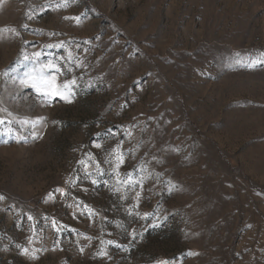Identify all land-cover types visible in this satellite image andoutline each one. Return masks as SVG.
<instances>
[{"label":"rangeland","instance_id":"rangeland-1","mask_svg":"<svg viewBox=\"0 0 264 264\" xmlns=\"http://www.w3.org/2000/svg\"><path fill=\"white\" fill-rule=\"evenodd\" d=\"M262 54L264 0H0V264H264Z\"/></svg>","mask_w":264,"mask_h":264},{"label":"snow or ice","instance_id":"snow-or-ice-1","mask_svg":"<svg viewBox=\"0 0 264 264\" xmlns=\"http://www.w3.org/2000/svg\"><path fill=\"white\" fill-rule=\"evenodd\" d=\"M76 19L78 20L79 18H76ZM12 31H15V29H13ZM34 55L38 57L40 55V53L36 52V53H34ZM262 55H264V54H262ZM25 59H28V57H25ZM258 62L259 61H254L253 63H258ZM248 66L251 67L253 65L249 64ZM55 67H56V65L51 64V63L41 66L42 69H50V68H55ZM23 82L24 83L31 82L33 87H35V89L38 93H45V94L50 95L52 97L59 96L62 99H65L69 103L71 102L70 96L72 95L71 88L69 85L76 83L75 80H72V81H65L61 85L57 82L56 76L53 75L51 77H46L43 74H40L39 76L29 75L28 79L23 81ZM0 123H2V121H0ZM9 131H11V130L9 129ZM35 135H36V133H33V136H35ZM6 142L7 141H5V143ZM96 147H100V145H96ZM113 153L115 155L113 156L112 161H110V162L114 163L113 171L117 176H119L118 170H119L120 166L124 163V156L120 152L119 146H117V148L113 149ZM89 159H91V157H89ZM78 163H80L84 166L85 177H91L92 172L89 171V165L84 160L78 161ZM96 171L99 172V164L96 165ZM97 182L98 181L96 179L91 180L92 184H96ZM65 183L66 184L75 183V181H67L66 180ZM55 192L60 193L62 197L66 195V192L64 189L57 188L54 190V192L49 193L48 198L54 199L55 198V196H54ZM137 197H139V193H137ZM2 199H4V197L0 196V200H2ZM89 211H92V210L89 209ZM148 215H149V213H145V216H148ZM29 219L31 220L32 217L29 216ZM52 226L54 229L59 230L58 222L55 220V218H53V220H52ZM119 226L123 227V225H119ZM131 235L133 236V238H135V236H136L135 231H133L131 233ZM89 239H91V238H89ZM31 243H32V238L29 237V244H31ZM101 243L103 244L104 242L102 241ZM107 243L113 244L115 242L114 241H107ZM17 247L21 248L20 245H17ZM38 251H40V249H32V252L29 253L28 248H21V253L25 254V255H30L32 259L37 258L35 253ZM80 251L83 252V248H81ZM106 255H107V253L103 248H101L100 251L97 253V256H100V257L106 256ZM159 264H167V262H159Z\"/></svg>","mask_w":264,"mask_h":264}]
</instances>
